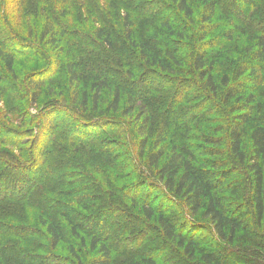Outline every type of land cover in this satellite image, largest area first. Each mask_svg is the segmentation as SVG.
<instances>
[{"label": "trees", "instance_id": "trees-1", "mask_svg": "<svg viewBox=\"0 0 264 264\" xmlns=\"http://www.w3.org/2000/svg\"><path fill=\"white\" fill-rule=\"evenodd\" d=\"M6 97L0 264H264V0H0Z\"/></svg>", "mask_w": 264, "mask_h": 264}, {"label": "rangeland", "instance_id": "rangeland-1", "mask_svg": "<svg viewBox=\"0 0 264 264\" xmlns=\"http://www.w3.org/2000/svg\"><path fill=\"white\" fill-rule=\"evenodd\" d=\"M9 1H13V0H9ZM71 21V20H70ZM81 24L85 27V24H84V22H81ZM78 26V25H77ZM17 60L18 61H21L22 59L21 58H17ZM16 70L19 72V74H20V79L21 78H23V76L25 75V70H20V68L19 67H17L16 66ZM16 82V81H15ZM55 97V96H54ZM58 99V98H57ZM48 101V99L46 98V97H44V96H42L41 98H40V100H39V105H43V103L44 102H47ZM11 102V99L9 98V97H6V98H4V99H2V100H0V112H2L3 111V109H4V107H6V105H8L9 103ZM15 102H12V105L14 104ZM33 108H31V113H33L35 110V108L34 107H37V106H35V105H33L32 106ZM7 114H9V113H7ZM8 119L10 120V121H12V118L8 115ZM58 119H60V120H63V121H65L64 119V117L62 116V115H59L58 116ZM15 124V123H14ZM0 147H2V146H0ZM2 148H4V147H2ZM9 149V148H8ZM13 152L16 154V155H19L20 153H19V151H17V149H15V150H13ZM12 172V171H11ZM17 176V173H16V170H14V174H13V172L11 173V175L8 177L10 180L9 181H14ZM30 220H32L33 221V219H32V217L30 218ZM204 234L205 233H198V235H200V236H204ZM65 245H62L61 244V246L58 248V249H60V252L58 253H54L55 255H59V256H66L67 254H66V252L64 251V249H65V247H64ZM169 255H170V253H168ZM172 255V254H171ZM175 257H172V259H174ZM53 261V260H52ZM176 264H181V262L180 261H177L176 262Z\"/></svg>", "mask_w": 264, "mask_h": 264}]
</instances>
